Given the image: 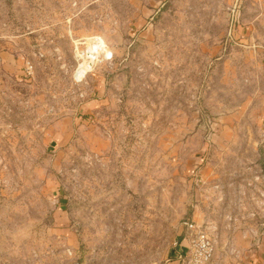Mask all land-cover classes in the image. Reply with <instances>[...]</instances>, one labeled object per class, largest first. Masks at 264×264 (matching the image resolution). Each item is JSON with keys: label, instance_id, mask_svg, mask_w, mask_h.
Returning a JSON list of instances; mask_svg holds the SVG:
<instances>
[{"label": "rangeland", "instance_id": "obj_1", "mask_svg": "<svg viewBox=\"0 0 264 264\" xmlns=\"http://www.w3.org/2000/svg\"><path fill=\"white\" fill-rule=\"evenodd\" d=\"M263 163L264 0H0V264H264Z\"/></svg>", "mask_w": 264, "mask_h": 264}, {"label": "built area", "instance_id": "obj_2", "mask_svg": "<svg viewBox=\"0 0 264 264\" xmlns=\"http://www.w3.org/2000/svg\"><path fill=\"white\" fill-rule=\"evenodd\" d=\"M262 177L264 178V175ZM185 224L186 246L177 250L178 264H209L217 246L218 233L193 219Z\"/></svg>", "mask_w": 264, "mask_h": 264}, {"label": "crops", "instance_id": "obj_3", "mask_svg": "<svg viewBox=\"0 0 264 264\" xmlns=\"http://www.w3.org/2000/svg\"><path fill=\"white\" fill-rule=\"evenodd\" d=\"M185 246H186V241H185L184 236H183L182 239L180 240L179 248H185Z\"/></svg>", "mask_w": 264, "mask_h": 264}, {"label": "trees", "instance_id": "obj_4", "mask_svg": "<svg viewBox=\"0 0 264 264\" xmlns=\"http://www.w3.org/2000/svg\"><path fill=\"white\" fill-rule=\"evenodd\" d=\"M262 167H263V170H264V163H263V166Z\"/></svg>", "mask_w": 264, "mask_h": 264}, {"label": "water", "instance_id": "obj_5", "mask_svg": "<svg viewBox=\"0 0 264 264\" xmlns=\"http://www.w3.org/2000/svg\"><path fill=\"white\" fill-rule=\"evenodd\" d=\"M92 65V64H91Z\"/></svg>", "mask_w": 264, "mask_h": 264}]
</instances>
